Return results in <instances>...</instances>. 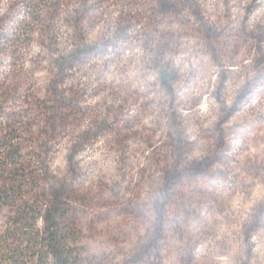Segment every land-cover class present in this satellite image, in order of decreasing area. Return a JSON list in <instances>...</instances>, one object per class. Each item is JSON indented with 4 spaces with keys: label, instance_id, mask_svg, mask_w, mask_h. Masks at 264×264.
Returning a JSON list of instances; mask_svg holds the SVG:
<instances>
[{
    "label": "clouds",
    "instance_id": "1",
    "mask_svg": "<svg viewBox=\"0 0 264 264\" xmlns=\"http://www.w3.org/2000/svg\"><path fill=\"white\" fill-rule=\"evenodd\" d=\"M250 2L244 0L240 7ZM253 19L264 24V9ZM29 27L39 33L41 25L30 22ZM76 27L80 32L95 28L101 39L88 44L81 37L76 47L89 53L87 64L71 80L64 78L75 72L70 62L58 69L44 49L33 51V45L46 39L43 34L23 46L11 42L0 51L5 64L13 61L7 82L0 80V108L5 113L0 116V140L15 129V135H7L8 142L0 147V163L6 164L0 190L9 195L0 209V264L17 258L22 264L59 261L44 239L55 231L52 221L58 208L62 215L55 227L64 230L69 244L83 231L79 243L88 245L85 256L94 253L100 264H129L139 245L154 232L175 228L180 219H173L165 164L176 160L182 168L189 158L177 146L176 153L163 160L167 150L158 147L162 138L153 137L152 131H168L173 118L185 123L197 118L207 129L199 111L204 102L212 111L220 110L225 120L231 115L234 98L220 91L223 85L214 91L212 74L207 79L200 74L194 89L189 81L195 66L174 64L171 50L157 49L158 55L152 52L151 59L130 74V65L122 58L125 38L110 21L86 20ZM247 27H254L252 20ZM16 47L22 51L10 58L9 51ZM70 51L62 42L61 52ZM69 84L78 85L74 93ZM151 98L156 103L145 113L141 102ZM12 153H19L15 162L9 159ZM145 170L154 173V183L142 188ZM25 207L31 210L26 216L21 214ZM120 213L131 215L125 218ZM110 216L118 219L108 220ZM89 221L104 230L100 234L93 230L91 240L87 239ZM116 235L126 242L114 244L110 237Z\"/></svg>",
    "mask_w": 264,
    "mask_h": 264
},
{
    "label": "rangeland",
    "instance_id": "2",
    "mask_svg": "<svg viewBox=\"0 0 264 264\" xmlns=\"http://www.w3.org/2000/svg\"><path fill=\"white\" fill-rule=\"evenodd\" d=\"M207 1L0 0V51L11 42L23 46L24 41H35L43 34L46 39L33 45V51L44 49L58 69L70 62L75 72L65 74L66 81L87 64L89 53L76 47L81 37L88 44L101 39L95 28L80 32L76 26L86 20H104L125 38L122 58L129 63L130 74L163 47L171 50L174 64L195 66L189 81L194 89L200 74L207 79L211 73L214 91L222 84L220 91L234 98L226 120L206 102L199 106L207 129H202L197 118L187 123L173 118L168 131H152L153 137L162 138L158 147L167 150L163 160L176 153L177 146L189 158L182 168L176 160L165 164V176L171 181L166 191L176 214L173 219H180L175 228L154 232L139 245L129 264H264V24L253 19L264 9V0H251L243 7L244 0H212L209 14L201 7ZM250 20L251 30L247 27ZM30 22L41 25L39 33L29 27ZM62 42L71 48L67 55L61 52ZM21 51L22 47L12 48L8 55L13 58ZM249 59L251 63H246ZM12 63V59L8 64L0 59V80L7 82ZM77 87L68 85L73 93ZM155 103L154 98L145 99L140 107L148 113ZM4 115L0 108V116ZM9 135H15V129ZM153 177V172L145 170L141 187H150ZM130 215L120 213V217ZM89 224V240L93 230L104 231L94 221ZM81 238L83 231L71 240L77 255L73 264H100L94 253L83 254L88 245L79 243ZM110 239L117 245L126 242L119 235Z\"/></svg>",
    "mask_w": 264,
    "mask_h": 264
},
{
    "label": "trees",
    "instance_id": "3",
    "mask_svg": "<svg viewBox=\"0 0 264 264\" xmlns=\"http://www.w3.org/2000/svg\"><path fill=\"white\" fill-rule=\"evenodd\" d=\"M211 3H212V0H208L207 2L203 3L201 5L202 10L206 11L208 14L211 13L213 11ZM7 135L9 134H6L5 138L0 140V147H3L8 142ZM18 158H19V153H12L9 156V159L12 162H15L16 159ZM4 171H6V164L0 163V178L3 177ZM18 174H22V173H18ZM8 201H9L8 191L0 190V209H2L3 206H6ZM30 211H31L30 209L25 207L22 210L21 214L26 216L29 214ZM60 214H61V210L58 208L56 212L57 219L52 221V225L55 228V231L49 232L48 235L44 237V239L48 240L50 247L56 251V255L60 256V260L55 261L54 264H73L77 260V255L73 254L70 244L67 242L65 235H63L62 229L55 227ZM50 218L51 217H47L46 219H50ZM26 235H27L26 233L22 234V236H26ZM18 259H16L14 263L11 262V264H15L16 262L20 261ZM19 264H22V262H20Z\"/></svg>",
    "mask_w": 264,
    "mask_h": 264
}]
</instances>
